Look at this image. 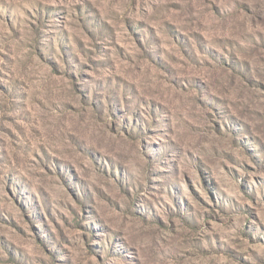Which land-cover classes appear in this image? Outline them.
Masks as SVG:
<instances>
[{
  "label": "rangeland",
  "instance_id": "rangeland-1",
  "mask_svg": "<svg viewBox=\"0 0 264 264\" xmlns=\"http://www.w3.org/2000/svg\"><path fill=\"white\" fill-rule=\"evenodd\" d=\"M0 264H264V0H0Z\"/></svg>",
  "mask_w": 264,
  "mask_h": 264
}]
</instances>
